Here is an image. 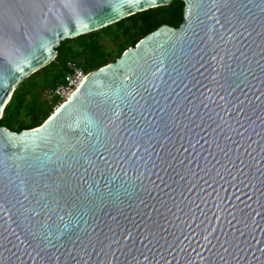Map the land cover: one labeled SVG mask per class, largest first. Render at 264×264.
<instances>
[{
	"label": "water",
	"instance_id": "1",
	"mask_svg": "<svg viewBox=\"0 0 264 264\" xmlns=\"http://www.w3.org/2000/svg\"><path fill=\"white\" fill-rule=\"evenodd\" d=\"M171 1L0 0V120L62 41ZM182 1L40 126L0 125V264H264V0Z\"/></svg>",
	"mask_w": 264,
	"mask_h": 264
},
{
	"label": "trees",
	"instance_id": "2",
	"mask_svg": "<svg viewBox=\"0 0 264 264\" xmlns=\"http://www.w3.org/2000/svg\"><path fill=\"white\" fill-rule=\"evenodd\" d=\"M184 3L170 4L128 16L106 28L62 41L56 57L34 72L14 89L3 109L0 125L13 132L40 126L61 104L49 94L67 73V63L84 72H93L114 62L122 53L143 37L166 25L177 28L183 21Z\"/></svg>",
	"mask_w": 264,
	"mask_h": 264
},
{
	"label": "built area",
	"instance_id": "3",
	"mask_svg": "<svg viewBox=\"0 0 264 264\" xmlns=\"http://www.w3.org/2000/svg\"><path fill=\"white\" fill-rule=\"evenodd\" d=\"M66 66L67 73L64 75L63 80L49 92V94L57 96L62 102L69 98L88 74L73 63L69 62Z\"/></svg>",
	"mask_w": 264,
	"mask_h": 264
},
{
	"label": "bare ground",
	"instance_id": "4",
	"mask_svg": "<svg viewBox=\"0 0 264 264\" xmlns=\"http://www.w3.org/2000/svg\"><path fill=\"white\" fill-rule=\"evenodd\" d=\"M1 110H2V109H1ZM53 113H54V112H53ZM53 113H52V114H53Z\"/></svg>",
	"mask_w": 264,
	"mask_h": 264
}]
</instances>
